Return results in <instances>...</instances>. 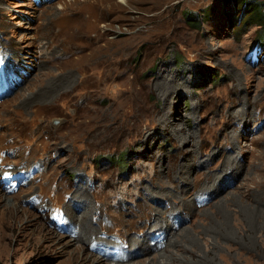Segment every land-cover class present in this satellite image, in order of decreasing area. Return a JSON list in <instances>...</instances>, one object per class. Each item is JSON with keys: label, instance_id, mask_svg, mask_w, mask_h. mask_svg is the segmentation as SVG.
Segmentation results:
<instances>
[{"label": "rangeland", "instance_id": "374dc122", "mask_svg": "<svg viewBox=\"0 0 264 264\" xmlns=\"http://www.w3.org/2000/svg\"><path fill=\"white\" fill-rule=\"evenodd\" d=\"M100 1L105 10L97 8ZM255 1L264 4L0 0L3 72L21 74L20 87L0 100V264H79L66 254L76 246L95 260L113 238H155L156 208L169 209L162 224L179 215L175 229L183 220L181 229L192 227L196 252L184 243L175 264H264V224L256 231L238 216L264 208V51L252 48L264 38V19L255 20L244 3ZM112 61L121 77L99 86ZM23 66L36 68L28 73ZM84 79L95 93L86 104ZM50 82L59 83L53 100L23 101ZM244 107L257 118L237 119ZM161 113L168 125L155 118ZM230 156L239 178L220 179ZM208 177L214 182L204 189ZM215 183L234 187L212 196ZM82 188L96 232L68 247L40 239L72 237L49 224L56 210L72 232L80 231L67 208L72 191ZM182 197L195 213L177 211L174 198ZM144 224L150 226L141 230Z\"/></svg>", "mask_w": 264, "mask_h": 264}, {"label": "bare ground", "instance_id": "6f19581e", "mask_svg": "<svg viewBox=\"0 0 264 264\" xmlns=\"http://www.w3.org/2000/svg\"><path fill=\"white\" fill-rule=\"evenodd\" d=\"M129 1L130 2H136V3H142V2L143 3H149L151 0H129ZM96 6H97V8L99 10H105L106 9V7L104 6L103 2H101V1L97 2ZM108 32L109 31H106L105 33H108ZM82 38L84 40L89 41L88 40V38H89L88 36H86V37L82 36ZM97 41H99V40H97ZM47 45H48V47L51 46V44H47ZM4 46L8 47V45H4ZM52 50H54V49H52ZM20 51H21L20 48L15 47L13 49V56H11V58L15 57L16 60H17V57H19V52ZM21 62H22V60H21ZM19 63H20V61H19ZM112 63H113V61L110 63V65ZM111 66H112L111 74L107 75L105 77V79L98 84L99 86L102 85L104 82H106V79H109L110 81L114 82V81L118 80L121 77L120 73L117 75V72L114 71L115 70L114 68L116 66L115 65H111ZM35 68H36V66H34V69ZM22 69H27L28 73L34 72L33 68L31 69V68H26L25 66H23ZM20 78H21V74H19L17 76V80L15 81V83L13 85V89H16V87L20 83L19 82ZM85 83H86V79H84V84H83L84 88L86 90V94H85L86 96L84 97V103L86 104L89 101L88 95L93 97V96H95V93L92 90L88 89V86L85 85ZM55 84H57V85H55ZM55 84L53 82H50L48 84L49 87L47 89H46V87H43V88L40 89V91L32 94L31 96H27L23 101H28V102L35 101L36 102L37 99H43L45 101H47L48 98L51 99L53 97L52 89L54 87H57L59 83H55ZM18 87H20V85ZM53 99L54 98H52L51 100H53ZM89 106L90 105H88L86 107V109H88ZM240 112L241 111L239 110V113ZM242 112L243 113H241V114H237V119L245 121L247 123H248V120L250 121L251 114H253V117H255V119L257 118V115H258L255 112H252V113L251 112H247L245 110V107H244V110H242ZM235 113H237V110L235 111ZM254 114H255V116H254ZM155 118L160 119L163 123L168 125V123H166V121H165L166 115L164 113H161V114L157 115ZM259 118H261V117L259 116L258 119ZM232 137H235V135L233 134ZM234 149L235 150L238 149V146L235 145ZM203 163L206 164L208 162H203ZM223 164H225L224 166L228 167V168L225 169L224 175L219 177L220 179L222 177H224V176L227 177V178L228 177H232L233 174L237 175L238 178H239L240 172L234 173V170L232 171V169H234L237 166V164H238V161H237L236 158H232V156H230V157H228V158H226L224 160ZM180 167L181 168L178 170V173H179V175L182 176V175H184V166H180ZM230 170H231V172H230ZM13 173H15V172H13ZM206 179H207V182L205 183V187L206 188H204V189H207L209 186L213 185V182H214V178L213 177H208ZM199 182H201V181L193 180L191 185L194 184L195 186H197V184ZM215 185H216V188H214V192L211 194L212 196H217L220 192L226 191L227 189H232L234 187V186H230V187L227 188L225 183H224L223 186L220 185V183H215ZM72 192H73V196H72V200H71V205H68V208H67L68 212L71 213L72 218H73V222H71V223L74 224V222H75V224H76V223L79 222V223H82L83 226L81 225V229H80L79 232H77L75 230H73V232L72 231L70 232V235L72 237L70 238V240H68V243H67V241L66 242H62V240H63L62 238L58 239V238L48 237L46 235L40 234V239H43L44 241H50L51 244H53L56 247L59 246V245H63L65 247L66 246L68 247V246L76 245L77 243H81L84 240V236L89 235L91 232H93V234H94L96 232V230H97V226L93 225V221L91 219H89V217H88V214H89L90 210L86 209V207L88 206V204H86V200H87V197H89L88 190L82 188V189H79V190L77 189L75 191L73 190ZM182 192H184V191L182 190ZM159 193H161V192H159ZM172 194H175V193H172V192L171 193L170 192H166L165 193L167 198H169L170 195H172ZM202 195H206V193H203ZM0 196L4 197L3 193H2V190H0ZM1 197H0V199H1ZM74 200H76V204L77 205H80V203H81L82 207L76 209L75 205H72ZM6 201H7L6 202L7 206H10L12 209H15L16 204H15V201L12 198L6 199ZM197 201H199V199ZM174 204L177 205V207L179 208V210L177 209V211L181 212V215L186 210L189 212V214L192 213V212L195 213L196 206H190L187 197H182L179 200L174 198ZM84 205H86V206H84ZM203 205H201V206H203ZM214 205H212V206H214ZM72 206L74 207V209H73ZM148 206L154 207V204L153 205H148ZM197 207H198V203H197ZM203 210H205V209H203ZM79 211L83 215H81V216L77 215V212H79ZM156 211H157V214H156L155 218H153L151 220L149 219L150 220V225L152 223H155L157 226H159V228L156 230V232H154V234L152 235V236H155V238L150 237L148 233H146L142 239H140L136 235H134L133 237H130L129 238V242H131L132 247L130 248L129 242L127 243V245H129V249L132 252V256L129 257V259H127V260L118 261L116 264H124L125 262L130 261L131 259L141 258V257H143L145 255H147V256H145V258H142V259L138 260L137 263L135 261H131L129 264H175L179 260L177 258H179V256H180L179 252H181L183 250V244L184 243H187V245H186L187 248H189L192 251L196 252V249L193 248L194 240H193V238L191 236V233L189 232L192 227H186V228L181 229L183 224H184V222H185L183 220V222L182 221H181V223L179 222L180 225H178V226H180V227L178 229H175L174 226L176 225V222L178 220H180V216L179 215H177L173 220H171V218H169V216H168V219H167L168 224L167 223L166 224H162V221L164 219L166 220L165 213L168 214L169 213V209H167V208L166 209H164V208L163 209L156 208ZM137 214H139V213H137ZM143 214H145L144 211H143ZM238 216H241L244 220L245 219H250L251 223L255 224V226H252V228L254 230H256V231L259 229V225H263L264 224V208L257 207L255 210L253 209L252 212L247 213L246 211H244L242 214H240ZM239 219L243 220L241 218H239ZM75 224H74V228L77 227ZM150 225H148V224L142 225L141 230H144L146 227H148ZM237 225H238V223H237ZM154 228H156V227H154ZM179 229H181V231H180L181 233L179 232L180 235L178 237H172V234L175 235ZM157 232H162L163 234H161V235L162 236L165 235V237L162 238V240H161V235L159 237H157V235H156ZM165 233L168 235L169 239H168V237H167V235ZM62 236H65V235H62ZM223 236H224L223 234H220V237H223ZM226 237H228V236H226ZM103 238L104 237H102V239H100V240H104ZM154 239L157 240L156 243H152V241H154ZM112 240L114 242V241H116V238H113ZM93 241H95V240H91L90 244ZM164 241H165V244L163 243ZM113 242H111V243H113ZM146 242H148L147 245H146ZM190 243H192V245ZM154 244H155V248L152 247V245H154ZM172 247H173V250L170 251ZM176 250H177V252H175ZM153 252H158V253H157V255L152 256V254H154ZM66 254L72 255L74 260L78 261L79 264H108V262H104L103 258H101V257H98L95 260H93L92 257H86L85 255H83V253L81 252V249H79L78 246L72 248V250L70 252H69V250H67ZM184 258L186 259V257H184Z\"/></svg>", "mask_w": 264, "mask_h": 264}, {"label": "trees", "instance_id": "16d2710c", "mask_svg": "<svg viewBox=\"0 0 264 264\" xmlns=\"http://www.w3.org/2000/svg\"><path fill=\"white\" fill-rule=\"evenodd\" d=\"M246 4V6H250V8H254V12L252 17L257 20V21H261L262 19H264V11H262V7L264 4L258 3L257 1L255 2H244ZM264 38L261 39V41L257 42L252 48H253V52H261L264 51ZM54 231L58 232L56 229L52 228ZM63 235V234H60Z\"/></svg>", "mask_w": 264, "mask_h": 264}]
</instances>
